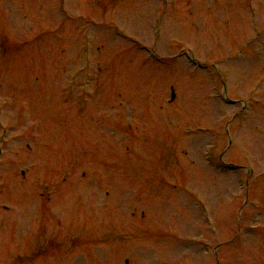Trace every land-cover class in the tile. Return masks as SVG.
I'll return each mask as SVG.
<instances>
[{
    "label": "rangeland",
    "instance_id": "obj_1",
    "mask_svg": "<svg viewBox=\"0 0 264 264\" xmlns=\"http://www.w3.org/2000/svg\"><path fill=\"white\" fill-rule=\"evenodd\" d=\"M255 1L0 0V264H264Z\"/></svg>",
    "mask_w": 264,
    "mask_h": 264
}]
</instances>
